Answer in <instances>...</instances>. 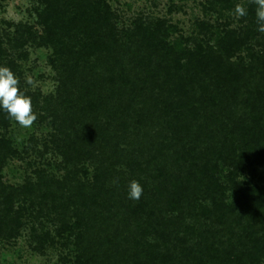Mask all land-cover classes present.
<instances>
[{
  "label": "trees",
  "instance_id": "1",
  "mask_svg": "<svg viewBox=\"0 0 264 264\" xmlns=\"http://www.w3.org/2000/svg\"><path fill=\"white\" fill-rule=\"evenodd\" d=\"M39 1L43 32L18 25L8 40L19 52L30 42L53 50L56 91L25 88L2 38L0 66L52 126L43 153L60 155L62 169L6 184L2 172L19 152L0 134V243L32 221L33 248L58 242L74 264H263L258 5L230 27L218 21L237 0H209L220 19L201 22V38L176 36L165 20L120 27L111 0ZM11 119L0 109V128ZM132 180L139 200L128 198Z\"/></svg>",
  "mask_w": 264,
  "mask_h": 264
},
{
  "label": "rangeland",
  "instance_id": "2",
  "mask_svg": "<svg viewBox=\"0 0 264 264\" xmlns=\"http://www.w3.org/2000/svg\"><path fill=\"white\" fill-rule=\"evenodd\" d=\"M251 2L257 4L256 0H237L234 9L226 10L225 16L220 19L219 13L209 8V0H111L118 14L120 27L128 28L140 18L165 20L178 27L176 36L183 34L185 37L201 38L204 37L203 34L199 35L201 22L217 24V19H220L218 22L230 23V27L238 26L243 16L236 13L237 6L245 11ZM41 7L39 0H0V38L5 49L3 58L8 55L15 60L18 76L21 77L24 87L39 89L43 96H47L58 87L57 75L50 63L53 50L30 42L22 46L20 48L22 51L19 52L8 40L9 36L15 35L18 25L31 26L34 31L42 33L43 27L38 17ZM29 77L32 84L26 82ZM52 131V126L40 118H37L30 127H22L11 119L7 128H0V134L4 133L9 137L13 141V147L19 152V155L8 159L2 172L6 184L21 186L28 176L35 179V171L39 169L60 173L62 157L53 151L43 153L45 137ZM42 222L45 225L44 230L54 231L55 225L52 220L44 218ZM35 226L38 227V223ZM31 227L32 221H29L21 230L19 237L10 242L0 243V264H65L64 257L68 258L67 264H74V259L67 253L72 248L64 250L58 242L53 246L47 244L43 252L35 250L30 235Z\"/></svg>",
  "mask_w": 264,
  "mask_h": 264
},
{
  "label": "clouds",
  "instance_id": "3",
  "mask_svg": "<svg viewBox=\"0 0 264 264\" xmlns=\"http://www.w3.org/2000/svg\"><path fill=\"white\" fill-rule=\"evenodd\" d=\"M258 31L264 32V0H256ZM236 13L245 15L243 8L237 6ZM28 84H32L31 78H27ZM0 109L5 111L9 117L14 119L22 127H30L37 119L33 112L32 100L19 87L18 78L12 70L5 66H0ZM143 188L137 180H132L128 185V198L139 200L142 196Z\"/></svg>",
  "mask_w": 264,
  "mask_h": 264
}]
</instances>
